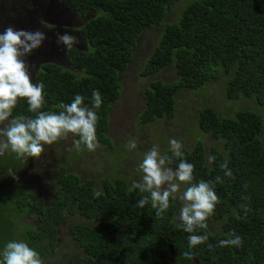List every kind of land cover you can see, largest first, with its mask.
<instances>
[{"label":"trees","instance_id":"obj_1","mask_svg":"<svg viewBox=\"0 0 264 264\" xmlns=\"http://www.w3.org/2000/svg\"><path fill=\"white\" fill-rule=\"evenodd\" d=\"M59 1L80 16L94 11L95 15L75 30L87 49L68 50L72 69L53 62L40 65L35 82L44 85L41 110L60 111L58 105L71 103L76 95L91 108L92 92L98 90L99 144L113 148L109 114L120 98L119 77L133 58L138 36L160 25L178 3H184L179 18L165 24L142 69V76H150L172 66L177 79L150 82L141 124L171 118L181 90H197L223 77L226 97L251 102V110L240 108L224 117L211 107L202 108L197 126L220 140L222 148L207 152L198 141L191 149H182V158L194 165V183L215 181L217 176L223 181L214 188L219 203L211 217L218 227L207 223V229L193 233L206 231L207 242L189 249L192 234L178 227L174 200L160 216L150 198L144 208L135 207L149 194L130 191L132 183L121 177L104 178L98 184L62 168L50 200L45 201L11 173L12 168H22L24 160L9 150L0 155V251L10 241H24L43 261L53 259L66 216L76 212L86 223L67 226L81 254L71 264H264V0ZM19 115H35L28 111L26 100H19L13 109L12 116ZM165 152L172 155L170 149ZM209 155L216 157L211 165ZM179 160L173 157L169 166L175 168ZM225 160L232 177L220 167ZM21 219L27 222L21 224ZM233 231L242 238L241 246L219 247V241L230 238ZM185 252H191V258Z\"/></svg>","mask_w":264,"mask_h":264},{"label":"rangeland","instance_id":"obj_2","mask_svg":"<svg viewBox=\"0 0 264 264\" xmlns=\"http://www.w3.org/2000/svg\"><path fill=\"white\" fill-rule=\"evenodd\" d=\"M183 5L184 3L176 4L165 15L160 25L144 30L137 38L133 48V58L119 77L120 98L112 104L109 114L108 135L112 139L113 148L98 143L99 146L95 151L87 150L84 145L77 150L73 144L77 137L68 134L67 137L51 145H45L44 152L39 157L22 158L24 160L22 168L11 169V173L14 172L19 176L23 183L37 194L36 196L45 201L50 200L56 174L62 168L67 172L78 174L83 180L92 179L98 184L104 178L115 177L126 179L128 184L133 181L139 182L142 173L138 170V164L142 161L144 153L153 145H158L164 153L166 149H170V139L181 141L183 149H191L198 141L204 144L207 152L213 147L222 148L220 140L204 133L197 126L199 111L204 107H211L221 116L226 117L234 115L240 108L249 107L251 103L227 98L224 77L216 78L197 90H181L176 95L174 114L169 119L161 118L149 124H141L139 119L144 108L145 89L150 86V82L159 79L168 83L177 79L172 66L165 67L150 76H142V69L158 43L165 24L179 18ZM94 12L80 16L59 0H0V34L9 26L14 30L39 31L44 34L45 39L41 45L22 57L31 82L36 84L35 75L44 62H53L63 68L72 69L67 54L68 49L57 42V37L65 33L75 36L79 42L74 44L73 48L85 51L86 43L75 30L86 19L94 16ZM252 105L253 108H257L253 103ZM247 109L251 110L250 107ZM262 113L264 116V110ZM132 138L137 140V148L128 150L125 145ZM174 202L177 206L175 219L179 220L181 202L179 200ZM75 221L86 223L85 219L76 212L67 215L59 231L58 254L53 259L44 261V264H71L81 255L70 238L67 228L68 224ZM26 222L27 220L21 219V224ZM207 223L212 229L218 227L211 216Z\"/></svg>","mask_w":264,"mask_h":264},{"label":"clouds","instance_id":"obj_3","mask_svg":"<svg viewBox=\"0 0 264 264\" xmlns=\"http://www.w3.org/2000/svg\"><path fill=\"white\" fill-rule=\"evenodd\" d=\"M44 39V34L39 31L14 30L11 26L0 34V155L10 150L21 158L39 157L45 145H51L68 134L79 137L73 141L77 150L81 149V145L89 151H95L99 146L96 136L99 117L95 110L100 108L102 97L98 90L92 92L91 108L84 105L83 96L76 95L71 103L58 105L60 111L41 110L45 103L44 85L31 82L22 57L38 48ZM57 42L70 50L79 41L75 36L65 33L58 35ZM19 100H26L28 111L35 114L33 117L12 116ZM169 145L171 156L162 153L158 145H153L144 153L138 164L141 180L133 181L130 191L138 189L140 193H148L137 201L135 207L144 208L150 198L151 207L156 209L157 216L169 209L171 200H179L178 227L192 234L188 236L191 249L209 239L206 231L204 234L193 233L208 228L207 220L219 203L215 184L223 181L217 176L215 181L199 180L194 183V165L182 158L183 144L177 139H170ZM125 148L136 149L137 140L129 139ZM173 157L180 158L175 168L169 166ZM215 159V156L209 155V165ZM220 167L225 176L232 177L227 160ZM229 237L220 240L218 246H241L242 238L234 231ZM208 247L213 246L209 244ZM184 256L191 258L192 254L185 252ZM0 264H44V261L26 242L10 241L0 251Z\"/></svg>","mask_w":264,"mask_h":264},{"label":"flooded vegetation","instance_id":"obj_4","mask_svg":"<svg viewBox=\"0 0 264 264\" xmlns=\"http://www.w3.org/2000/svg\"><path fill=\"white\" fill-rule=\"evenodd\" d=\"M58 1V0H57Z\"/></svg>","mask_w":264,"mask_h":264}]
</instances>
